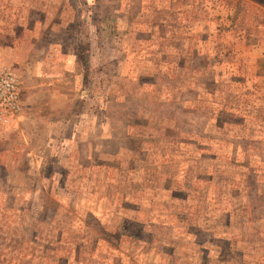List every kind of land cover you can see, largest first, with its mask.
<instances>
[{"label":"rangeland","instance_id":"374dc122","mask_svg":"<svg viewBox=\"0 0 264 264\" xmlns=\"http://www.w3.org/2000/svg\"><path fill=\"white\" fill-rule=\"evenodd\" d=\"M0 264H264V0H0Z\"/></svg>","mask_w":264,"mask_h":264},{"label":"built area","instance_id":"2783aa9c","mask_svg":"<svg viewBox=\"0 0 264 264\" xmlns=\"http://www.w3.org/2000/svg\"><path fill=\"white\" fill-rule=\"evenodd\" d=\"M21 93L15 72L0 66V123L6 124L21 111Z\"/></svg>","mask_w":264,"mask_h":264}]
</instances>
